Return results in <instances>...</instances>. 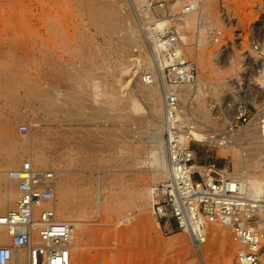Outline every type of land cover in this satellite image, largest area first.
I'll list each match as a JSON object with an SVG mask.
<instances>
[{"label":"rangeland","instance_id":"374dc122","mask_svg":"<svg viewBox=\"0 0 264 264\" xmlns=\"http://www.w3.org/2000/svg\"><path fill=\"white\" fill-rule=\"evenodd\" d=\"M38 1L47 2L0 0V215L14 205L7 198L16 194L6 172L31 160L36 167L56 171L58 216L76 226L73 264H201L199 252L206 264H235V247L228 230L220 224L208 226L207 241L200 247L193 245L186 233L165 236L158 226L150 194L153 185L165 179L168 171L167 165L163 170L154 160L164 155L160 154L163 146L157 145L156 136L162 130L163 115L157 121L152 117L150 102L138 89L144 86L142 74L153 66L145 64V59L152 57L147 37L153 34L149 33L174 20L185 37L188 58L197 62L198 80L210 86L203 103L206 114L201 117L214 130L223 129L225 121L214 122L210 102L216 101L225 111V104L240 96L253 114L251 122L240 130L249 125L264 130V121L258 118L264 114V75L260 72L264 61L259 62L251 49L252 42L264 45V0H197L199 7L206 6L203 16L208 19L204 20L200 11L196 15L186 13L185 7L194 0H58L62 2L58 5L60 11L81 14L61 21V27L55 26L57 31L52 34L44 32L45 44L50 45H45L44 58L38 53ZM189 15L196 18L191 26L185 22L192 18ZM162 22L165 25H157ZM112 23L120 26L116 34L109 30ZM211 28L222 31L220 43L204 40L205 32ZM124 32L132 33V44L124 40ZM198 42L201 47H197ZM73 86H77L75 93ZM40 87L56 89L57 111L34 98ZM84 91L91 94L87 95L90 99L81 94ZM76 92L84 98L80 94L79 100L77 96L73 98ZM128 96L144 109L119 111L110 106L108 98L119 97L125 102ZM189 98L182 101L183 107ZM68 99L78 101V106L85 105L80 117L79 113L73 117L65 112L70 108ZM157 104L163 107V97ZM158 120L160 128L154 125ZM20 125H27L28 130L21 132ZM229 147L226 150L196 143V166H204L210 160L207 155L213 154L218 166L229 163L235 174L244 176L242 152ZM244 153L251 177H263L264 149L246 147ZM225 167L220 169L223 175L229 173ZM62 201L68 205L67 214L61 212ZM215 227L219 238L211 234ZM8 243V233L0 227V245Z\"/></svg>","mask_w":264,"mask_h":264},{"label":"built area","instance_id":"2783aa9c","mask_svg":"<svg viewBox=\"0 0 264 264\" xmlns=\"http://www.w3.org/2000/svg\"><path fill=\"white\" fill-rule=\"evenodd\" d=\"M197 0L185 7L186 13L198 10ZM222 31L208 29L204 40L220 43ZM149 44L156 70L145 71L142 81L152 85L162 76L168 87L163 97V153L167 160V177L151 188L152 213L165 236L186 233L198 246L207 241L210 224L225 227L235 247V264H264V193L254 194L244 181L223 175L216 163L196 166L197 154L188 113L182 104L181 90L194 87L199 68L185 51L184 39L174 20L154 32ZM198 42L197 47H201ZM252 52L259 62L264 60V45L252 42ZM215 123L225 127L214 134L220 147L227 145L229 135L251 122L252 112L240 97L225 104V111L216 101L209 104ZM195 118L194 115H191ZM19 130L26 132L27 125ZM13 183L16 201L0 215V227L9 236L7 245H0V264H73V241L76 226L59 218L56 209V171L34 166L25 160L6 172Z\"/></svg>","mask_w":264,"mask_h":264},{"label":"bare ground","instance_id":"6f19581e","mask_svg":"<svg viewBox=\"0 0 264 264\" xmlns=\"http://www.w3.org/2000/svg\"><path fill=\"white\" fill-rule=\"evenodd\" d=\"M47 2L46 3H40L39 1H38V5L36 6L37 8H36V20H37V23H38V33H39V48H38V53H39V55L41 56V57H43L44 58V55H45V40H44V32L46 31L47 32V34H52V32H54L56 29H55V26L57 27H61L60 25H59V23L61 22V21H66V20H68V19H70V18H75V17H77V15H79V14H81V12L80 13H76V12H73L72 11V13L71 12H67V11H60L59 10V8H58V5H59V3L61 4L62 2H59L58 0H46ZM41 2H43V1H41ZM201 5H203V4H201ZM97 6V5H96ZM97 7H99V6H97ZM205 7L206 6H200V7H198V10H196V11H194L192 14H190V15H196V13H197V11H200V15L202 16V18L201 19H203V18H205L206 16L204 15L203 16V14H204V12H205ZM67 8V7H66ZM65 8V9H66ZM101 8V7H100ZM61 9V8H60ZM97 9V8H96ZM70 11V10H69ZM116 11V10H115ZM114 11V12H115ZM114 12H112V13H114ZM118 12V11H117ZM142 13V12H141ZM115 14H117V13H115ZM143 14V13H142ZM145 14V13H144ZM113 15V14H112ZM118 15V14H117ZM189 15V16H190ZM199 15V14H198ZM83 16V15H82ZM116 16V15H115ZM120 16H121V14H120ZM143 16V15H142ZM141 16V17H142ZM118 17H119V15H118ZM190 17H192V16H190ZM123 18V17H122ZM207 18V17H206ZM117 19V18H116ZM119 19H120V21H119ZM208 19V18H207ZM72 20H74V19H72ZM119 22H121V20H123V19H121V18H118L117 19ZM195 20H196V18L193 16L192 18H189V20L187 19V20H185V22H186V24H187V26H191V25H193V23H196L195 22ZM204 20V19H203ZM116 21V20H115ZM204 22V21H203ZM66 23V22H65ZM109 23V22H108ZM146 23V22H145ZM144 23V24H145ZM120 24V23H119ZM106 25H108V24H106ZM110 25V24H109ZM120 25H122V24H120ZM124 25V24H123ZM122 25V26H123ZM158 26H163V25H165L164 24V22H162V23H160V24H157ZM67 26H68V23H67ZM66 25H65V28L67 27ZM105 26H103V28H104ZM120 27V26H119ZM119 27H117V25H115V23H112V28H110L109 30H110V32H112V33H117V31H119ZM106 28V27H105ZM164 27H162V28H160V29H156L157 31H155V32H158V30L159 31H161L162 29H163ZM69 29V28H68ZM67 29V30H68ZM99 29H100V27H99ZM66 30V31H67ZM77 30V29H76ZM104 30V29H103ZM106 30V29H105ZM120 30H121V28H120ZM126 30V29H125ZM150 30V29H149ZM57 31V30H56ZM102 31V30H101ZM127 31V30H126ZM45 32V33H46ZM61 32V31H60ZM131 32V31H130ZM130 32H128L127 34H126V32H124V34H126V36L124 37V40H126L129 44H132L135 40H134V37H133V35H132V33H130ZM109 33V32H108ZM154 33V31L152 32V33H149V34H153ZM59 34V33H58ZM61 34V33H60ZM69 34H71V32L69 33ZM54 35V34H53ZM64 35V34H63ZM76 35V34H75ZM52 36V35H51ZM71 36H72V34H71ZM51 38V37H50ZM53 38V37H52ZM58 38V37H57ZM70 38V37H69ZM150 38H151V36H149V37H147V41L148 42H150ZM64 39V38H63ZM183 39L185 40V37L183 36ZM53 41V40H52ZM49 42V41H48ZM48 44V43H47ZM50 46V45H49ZM49 46H47L46 45V48L47 47H49ZM147 46V45H146ZM49 49V48H48ZM154 51H157V47L156 46H151V49H150V52H151V54H152V57H147L146 59H145V64L146 65H151L152 63H153V66L151 67V66H149V67H151L150 68V72H152V71H154V70H156V64H155V61H154V57H153V52ZM47 54V53H46ZM42 58V59H43ZM54 59V58H53ZM152 59V60H151ZM224 59V58H223ZM264 61V60H263ZM131 64V63H130ZM50 67H51V65H50ZM147 67V66H146ZM263 67H264V65H263ZM127 68H128V66H127ZM121 69H123V68H121ZM146 69V68H145ZM149 69V68H148ZM261 73H263V75H264V69H261V71H260ZM126 73H127V75L129 74V70H127L126 71ZM132 73H134V72H132ZM51 74V73H50ZM82 75V74H81ZM251 76H252V74H251ZM45 77V76H44ZM43 77V78H44ZM52 77H53V75L50 77L51 78V80H53L52 79ZM131 77V75H129L128 76V78H130ZM260 77H262V74H261V76ZM260 77H258V78H260ZM41 78H42V76H41ZM49 78V77H48ZM47 78V80H50V78L48 79ZM54 78V77H53ZM264 78V77H263ZM131 79H133V78H131ZM50 80V81H51ZM141 83L142 84H144V86H141L139 89H138V92L141 94V95H143V98L145 99H147L149 102H150V107H149V109H150V114L152 115V117H155L156 118V121H157V119H161L162 118V115H163V112H164V105H163V107L162 108H160V106L157 104L158 102H160V99H162V97H164V93H165V91L166 90H168V87L167 86H165L164 85V82H163V80H162V76L159 74V80H158V82H156V83H154V84H152V85H148V84H145V83H143V81H142V76H141ZM39 81V80H38ZM80 81V80H79ZM79 81H78V86L80 85L79 84ZM130 81V80H129ZM52 82V81H51ZM81 82V81H80ZM85 82V81H84ZM43 83V82H42ZM82 83H83V80H82ZM141 84V85H142ZM56 85V84H55ZM58 85V84H57ZM123 85V84H122ZM129 85V84H128ZM80 87H81V85H80ZM79 87V88H80ZM113 87V86H112ZM116 87V86H115ZM139 87V86H138ZM208 87H210V86H206L205 85V83L204 82H201L200 80H198V82L196 83V85L194 86V87H190V88H185V89H183V90H181V93H182V101L184 102V100H186L185 98L187 97V96H189L190 98L188 99V103H187V106H186V108L184 107V109L187 111V113H188V116H187V120H188V122H189V124H190V126L192 127V131H193V136H194V139L197 141V142H201V143H207V144H213V145H220V137H216V136H214L213 135V133H214V131H216V130H214L212 127H210L209 125H208V121L206 122L205 121V117L204 118H202L201 117V115L200 114H206L205 113V110H206V107L204 106V102H206V99H207V96H208ZM57 88V87H56ZM75 88H77V86L75 87ZM74 88V86L72 87V91L75 89ZM82 88H84V86L82 87ZM81 88V89H82ZM213 88V87H212ZM253 88V87H252ZM52 89H53V87H52ZM113 89H114V87H113ZM36 92H35V97L34 98H36L38 101L37 102H40V104L41 105H44V107H45V104H48V106H49V108H52V109H54V104L56 103V101H57V99H58V97H57V92H56V89L55 90H51V89H43V88H36ZM78 91H80L79 89H78ZM92 91V90H91ZM95 91H97L96 89H95ZM99 91V90H98ZM211 91H213V90H211ZM214 91H217V90H215L214 89ZM213 91V92H214ZM59 92V91H58ZM74 93H75V91H73ZM82 92V91H81ZM85 92V91H84ZM112 92V91H111ZM34 93V92H33ZM72 93V92H71ZM70 93V94H71ZM76 93H78V92H76ZM91 93V92H90ZM102 93V92H101ZM80 94V92L78 93V94H73V98H76L75 96H77V95H79ZM81 94H84V96H86L87 97V95H90L91 96V94H87V92H85V93H81ZM80 94V97L82 96ZM86 94V95H85ZM107 94V93H106ZM114 94V93H113ZM93 95V94H92ZM62 96V95H61ZM84 96L83 97H81V98H84ZM90 96H88L86 99H88ZM95 96H98L97 95V93L95 94ZM94 96V97H95ZM112 96V95H111ZM114 96V95H113ZM133 96V95H132ZM131 96V97H132ZM135 96V95H134ZM71 97H72V94H71ZM78 97L79 96H77V98L76 99H78ZM93 97V98H94ZM108 97V96H107ZM120 97V96H119ZM119 97H117V98H119ZM130 96H128V98H129ZM129 98V99H125L124 98V101L125 102H123L122 100H120V98L119 99H117L116 97H110V99L108 98V100H110V106H112L113 108L114 107H116L117 108V110H119V109H127V110H130V111H132V112H138V111H140V110H143L144 108L140 105V103L135 99V98ZM32 98V97H31ZM72 99V98H71ZM71 99H70V101H69V99H68V103H69V106H70V108H69V110L67 111H65V112H67V114H68V112L71 114V115H73V117H76V116H74V114L76 113H79V112H81L82 111V109L85 107V105L82 107V105L81 104H79L80 106H78L77 105V103H78V101L77 102H75V101H71ZM86 99L84 100V101H86ZM90 99V98H89ZM97 99V98H96ZM122 99V98H121ZM63 100H65V99H63ZM79 100V99H78ZM81 100V99H80ZM93 100V99H92ZM95 100V99H94ZM36 101V100H35ZM59 101L60 100H58V103H59ZM64 102V101H63ZM80 103H82V104H84L83 103V101L81 102V101H79ZM105 102H106V100H105ZM147 102V101H146ZM62 103V102H61ZM108 103V104H107ZM62 104H64V103H62ZM106 104H107V107L109 106V102L107 101L106 102ZM40 105V106H41ZM57 106V105H56ZM60 107H61V105H59ZM58 106V107H59ZM44 107L42 108V109H44ZM48 108V107H47ZM46 108V109H47ZM48 108V109H49ZM62 108V107H61ZM61 108H59V109H61ZM66 108V107H65ZM143 108V109H142ZM48 109L46 110V111H48ZM56 109H57V107H56ZM56 109H54V110H56ZM64 108H62L60 111H62ZM97 109V108H96ZM106 109V107H104V110ZM148 109V110H149ZM76 110V111H75ZM78 110V111H77ZM104 110H103V112H104ZM40 111V110H39ZM49 111H51V110H49ZM57 111V110H56ZM99 111V110H98ZM120 111V110H119ZM52 112V111H51ZM83 112H84V110H83ZM106 112V111H105ZM53 113V112H52ZM58 113V112H57ZM131 113V112H130ZM50 114V113H49ZM53 114H55V113H53ZM66 114V113H65ZM66 114V115H67ZM69 114V115H70ZM81 114H82V112H81ZM80 113L78 114V116L79 115H81ZM197 114L199 115V116H197ZM96 115V114H95ZM121 115V114H120ZM191 115H194L195 116V118H196V120L194 119V118H192L191 117ZM119 116V115H118ZM118 116H116V117H118ZM68 117V116H67ZM80 117V116H79ZM82 117V116H81ZM70 118V117H69ZM68 118V119H69ZM258 118H261L263 121H264V114L263 115H261L260 117H258ZM73 119V118H72ZM81 119V118H80ZM212 119V118H211ZM257 119V118H256ZM76 120V119H75ZM158 120V121H159ZM156 123V122H155ZM154 123V125H156L157 126V128H158V126H159V128H160V123H161V121H159L158 122V125H157V123L155 124ZM196 125V126H195ZM264 125V124H263ZM213 130V131H212ZM159 133H156V136H157V138H158V140H157V145H159V147H160V145L161 146H163V138H162V130H159L158 131ZM154 139V138H153ZM147 141V140H146ZM155 144H156V142H155ZM251 145V146H250ZM154 146V145H153ZM229 146H231V147H237L241 152H242V154H243V161H244V164H245V166H244V169H243V171H244V176H241V175H239V174H235V172H233V170L231 169V167H230V165H229V163L226 165V167H225V169H224V171H228L229 173L228 174H226V176H228V177H232V178H235V179H237V180H240V181H244L245 183H247L249 186H250V188H251V190H252V192L254 193V194H257V195H260V194H262L263 192H264V176L263 177H260V178H253V177H251V175H250V173H249V169H248V161H249V159H248V157H246V153H244V151H246V147L248 148V147H252L253 146V148L254 149H256V148H260V147H262L263 149H264V130H263V128H260V129H258V128H254V125H253V127H251V125H249L248 126V128H246V129H244V130H240L239 129V131H237L236 130V132L234 131L233 133H231L230 135H229V141H228V143H227V145H223V146H220V147H222L223 149H228V147ZM256 147V148H255ZM153 148H156L157 149V147L155 146V147H153ZM161 148V147H160ZM230 148V147H229ZM152 150V149H151ZM157 151V150H156ZM158 152V151H157ZM154 153V152H153ZM156 153V152H155ZM161 153H163V150H161V152H160V154ZM151 155V154H150ZM154 154H152L151 156H153ZM157 155H159V154H157ZM150 156V157H151ZM155 156V155H154ZM163 156V157H162ZM160 155L159 157H160V159H159V157H155V159L152 157V158H149L147 161L149 162V163H151V161L152 160H150V159H154L155 161H159V162H156L157 163V165H158V163H159V166L162 168L164 165L166 166L167 165V160H166V158H165V156L164 155ZM157 158V159H156ZM159 159V160H158ZM139 161V160H138ZM144 161V160H143ZM228 161L230 162V161H232V158L231 157H229L228 156ZM139 162H141V161H139ZM147 162V163H148ZM143 163V162H142ZM154 165V164H153ZM152 165V166H153ZM155 166V165H154ZM160 167H158L159 168V170H160ZM158 168H157V170H158ZM163 170H164V168H162ZM156 170V171H157ZM159 170L157 171L158 173H159ZM153 171V170H152ZM162 173V172H161ZM222 173H224V172H222ZM167 174V173H166ZM162 176V175H161ZM244 178V179H243ZM57 185H58V183L56 184V180H55V188H54V190H55V192L57 191ZM61 185V184H60ZM142 193H143V191H141ZM56 194V193H55ZM137 194V193H136ZM7 200H8V203H11V204H14V202L16 201V195H14V194H12V195H10L8 198H7ZM61 207H62V209H61V212L63 213V214H67L68 212H69V209H68V205L64 202L63 203V201H62V204H61ZM62 214V215H63ZM72 215V214H71ZM225 228V227H224ZM215 229L216 230H214V231H212V235H213V237H215V238H219V232L217 231L218 229L215 227ZM75 235H76V232H75ZM192 241V240H191ZM192 243H193V245L195 244L196 246H198L196 243H194L193 241H192ZM198 247H200V246H198ZM197 250V249H196ZM201 251V250H200ZM197 254H198V251H197ZM199 259H200V262H201V264H206L205 263V257H204V255L201 253V252H199Z\"/></svg>","mask_w":264,"mask_h":264},{"label":"crops","instance_id":"0c3cea01","mask_svg":"<svg viewBox=\"0 0 264 264\" xmlns=\"http://www.w3.org/2000/svg\"><path fill=\"white\" fill-rule=\"evenodd\" d=\"M194 150H195V149H194ZM195 152H196V150H195ZM196 154L198 155L197 152H196ZM197 158H198V156H197ZM207 158L210 159V160H212V161L209 160V162L206 163L205 165H208V164H210V163H214V162H213V158H215V156H214L213 154L207 155ZM225 165H226V164H224V165L222 166V164H221V165H219V166L217 165V166L219 167V169H223V168L225 167ZM222 167H223V168H222Z\"/></svg>","mask_w":264,"mask_h":264}]
</instances>
